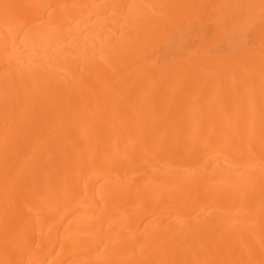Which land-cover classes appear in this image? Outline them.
<instances>
[{
    "label": "bare ground",
    "instance_id": "obj_1",
    "mask_svg": "<svg viewBox=\"0 0 264 264\" xmlns=\"http://www.w3.org/2000/svg\"><path fill=\"white\" fill-rule=\"evenodd\" d=\"M0 264H264V0H0Z\"/></svg>",
    "mask_w": 264,
    "mask_h": 264
}]
</instances>
